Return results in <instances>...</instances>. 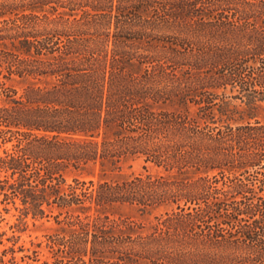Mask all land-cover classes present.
Masks as SVG:
<instances>
[{
    "label": "trees",
    "instance_id": "16d2710c",
    "mask_svg": "<svg viewBox=\"0 0 264 264\" xmlns=\"http://www.w3.org/2000/svg\"><path fill=\"white\" fill-rule=\"evenodd\" d=\"M262 103L264 0H0V264H264Z\"/></svg>",
    "mask_w": 264,
    "mask_h": 264
},
{
    "label": "rangeland",
    "instance_id": "374dc122",
    "mask_svg": "<svg viewBox=\"0 0 264 264\" xmlns=\"http://www.w3.org/2000/svg\"><path fill=\"white\" fill-rule=\"evenodd\" d=\"M234 102L237 104H241L239 100H235ZM254 114L257 116V118L260 121L264 122V103H262L255 110ZM142 164L143 162L140 159H128L127 161L121 164L119 173L121 175H130L132 173L136 174L139 172H143ZM151 170L154 171V169ZM62 175L66 182H70L74 177H81L85 179H89L90 177L97 179L99 176L116 177L118 176V172L116 171L112 172L108 170V168H106L105 171H101L99 165H89L83 170L73 169V168L65 169ZM114 211L116 213L123 214L124 216L132 217L137 221H140L145 224L148 223V221L151 220L154 214L156 213V211H153L151 213H143L141 211H138L136 208L126 207V206L115 208ZM17 214L18 211L14 209H11L8 213L3 212L5 218L0 223V227L1 229H7V234L10 233L8 226L9 224L16 222ZM58 231L59 229L57 225L54 223L52 218H42V219H34V220L28 218L27 226L21 233H19V239L17 245L24 244L26 247L34 248L35 246L34 244L31 243L32 241L34 243L38 241H42V245L39 248L40 251L39 256L41 259H45V257L49 255V252L44 244L45 237L46 235H50ZM21 254L22 252H18L17 256H20Z\"/></svg>",
    "mask_w": 264,
    "mask_h": 264
}]
</instances>
